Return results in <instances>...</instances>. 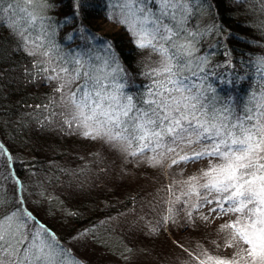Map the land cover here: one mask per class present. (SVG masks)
<instances>
[{"label":"snow or ice","instance_id":"obj_1","mask_svg":"<svg viewBox=\"0 0 264 264\" xmlns=\"http://www.w3.org/2000/svg\"><path fill=\"white\" fill-rule=\"evenodd\" d=\"M103 2L105 20L123 27L134 50H149L157 61H137L129 71L113 40L86 22L94 0H71L63 20L50 15L57 7L54 0H0V23L7 25L10 44L0 48V60L21 53L33 61L26 76L33 83L55 84L51 116L57 115L55 108L62 109V125L69 132L77 131L137 167L165 173L180 169L175 174L180 179L174 176L147 203L152 212L160 207L154 222L145 221L148 234L158 237L182 228L199 231L200 239L207 240L214 229L223 248L232 251L212 255L202 244L185 247L173 241L180 252L176 264H264V55L241 59L243 75L226 45L224 62H213L215 49L226 39L213 0ZM258 2L264 11V0ZM68 26L87 49L65 50L59 34ZM212 36L216 43L201 54L203 42ZM249 69L255 70L256 80L238 113L236 97L222 96L218 85L235 90L248 80ZM133 72L150 81L143 90L130 91L136 87ZM17 164L23 161L0 143V264H82L68 245L86 241L93 230H78L63 241L30 210L34 194ZM189 165L199 167L184 178ZM121 174L126 175L123 169ZM36 195L47 199L44 192ZM209 243L221 247L217 240ZM134 251L125 247L120 253L125 264Z\"/></svg>","mask_w":264,"mask_h":264},{"label":"trees","instance_id":"obj_2","mask_svg":"<svg viewBox=\"0 0 264 264\" xmlns=\"http://www.w3.org/2000/svg\"><path fill=\"white\" fill-rule=\"evenodd\" d=\"M54 2L57 7L50 15L63 20L65 14L70 12L71 0H54ZM213 2L218 12L216 22L223 25V36L226 38L215 49L213 62H224L225 57L222 53L226 45L231 49V59L235 70L243 75L245 68L239 62L241 59L247 60L250 54L264 55V11L261 10L258 0H244L239 4L234 3L233 0H213ZM94 3L95 7L88 10L86 21L88 26L100 36L113 40L123 62L126 66H130L129 71L136 67L137 61L148 64L159 59L158 56L150 54L149 50L143 53L134 50L130 37L123 27L116 32L102 33L99 23L106 21L103 14L106 8L103 0H94ZM20 15L22 16L23 13ZM21 23L23 24V21ZM191 23L195 24V20L193 19ZM6 29L7 25L0 23V48L3 49L10 46ZM69 33H73V40L65 38ZM59 38L65 50L69 47L79 50L78 45L85 49L88 47L85 42L75 38L72 26L63 28ZM217 39L212 36L203 42L201 54L208 50L209 44L216 43ZM98 54L104 55L102 51ZM32 65L33 61L21 53L0 60V143L23 161L22 166L17 164L16 167L28 191L34 194L29 198L30 210L35 209L39 216L42 214L50 220L51 223H48L40 216L42 221L47 223L63 241H68L70 235L72 236L76 231L93 230L99 223L104 225L103 222H106V219L113 218L122 211V213L128 211L133 206V202H137L141 196L140 194L126 196L123 205H120L119 196L115 190L109 192L103 189L97 192L96 188H91L87 191V196L79 192L82 189L80 183L84 181L88 171L87 165L81 167L84 152L78 151L85 139L79 133L69 132L62 125L63 117L59 114L61 112L59 107L55 108L57 115L51 116L49 96L53 95L52 89L55 84L48 85L43 81L30 82L26 76V69L31 70ZM254 71L249 69L248 80L241 82L235 90L229 86L218 85L222 96L231 93L236 97L238 113L241 111L250 87L255 83ZM132 74L136 76V87L130 91L143 90V86L150 83L144 77L138 76L136 72ZM83 83V80L78 81L73 88ZM50 118L51 122H49ZM61 179L65 184L59 187ZM40 192H44L47 199H41L36 195ZM31 201L36 203L32 204ZM47 203L51 204L49 209ZM69 212L78 213V215L69 216L67 215ZM156 213H154V220ZM63 223H67L65 229H63ZM57 227L62 232H59ZM175 229L172 230L174 236H176ZM67 230L74 233L66 236L64 232ZM166 233L162 232L164 236L167 235ZM213 240L219 241L220 245L223 244V239ZM92 241L95 240L92 239ZM99 244L116 247L115 242L99 241ZM68 246L75 253V249L70 244ZM217 252L223 253V256L230 255L225 253L222 247ZM76 256L82 264H87V261L79 254L76 253Z\"/></svg>","mask_w":264,"mask_h":264},{"label":"rangeland","instance_id":"obj_3","mask_svg":"<svg viewBox=\"0 0 264 264\" xmlns=\"http://www.w3.org/2000/svg\"><path fill=\"white\" fill-rule=\"evenodd\" d=\"M99 28L103 33L116 32L120 27L103 21L99 23ZM58 99L59 97L57 96ZM73 131L78 134L77 131ZM79 149V152H84L81 167L88 166L86 178L80 183L82 189L79 192L87 196V191L91 188H96L97 192L103 189L109 192L115 190L118 193L120 205H123V200H125L126 196H136L137 194L141 196L137 202H133V206L128 211L124 213L122 211L121 214L106 219V222H103L105 226L98 222L99 225L93 229L94 233L89 239L70 244L75 249V254H79L87 261V264H125V261L120 258V253L125 247L135 250L129 264H176V257L180 255V252L179 249L174 247L173 241H180L184 243L185 247L199 243L207 250L210 249L211 251H208L212 255L223 256V253L217 252L218 249L208 242L213 239H222V236H217L214 229L209 230L211 234L207 237V240L200 239L199 231L185 232L182 228L175 229L176 236H174L172 230L168 231L165 236L162 233L158 237L148 234L145 221L154 222L155 212L149 210L147 203L148 201H153V196L157 193V189L169 183L175 174L180 171L179 168H173L165 173L163 169L159 168L137 167L135 161L129 162L121 155L106 147H102L101 144L88 140L82 142V146ZM197 167L199 165H189L184 171V178H187ZM101 169H106V171L102 172ZM121 169L124 170L126 175L121 174ZM175 178L180 179L179 176H175ZM75 181L77 182V180ZM62 184H65L63 179L59 180L58 186L60 187ZM163 195L164 193L161 196ZM46 205L49 209L51 204L47 203ZM55 207L57 206L55 205ZM159 211L160 207L156 212L158 213ZM40 216L48 223H51L42 214ZM142 216L144 220L139 219ZM66 225L67 223H63V229H65ZM57 228L59 232H62L59 227ZM71 233H74V231L67 230L64 235L69 236ZM69 238L71 239V235ZM92 239L95 241H92ZM99 241L115 242L116 247L99 244ZM221 247L223 248V244H221ZM224 251L231 254L232 250L224 249Z\"/></svg>","mask_w":264,"mask_h":264}]
</instances>
